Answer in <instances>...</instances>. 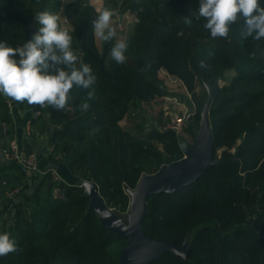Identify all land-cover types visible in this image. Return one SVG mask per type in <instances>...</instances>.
Instances as JSON below:
<instances>
[{
    "label": "trees",
    "instance_id": "trees-1",
    "mask_svg": "<svg viewBox=\"0 0 264 264\" xmlns=\"http://www.w3.org/2000/svg\"><path fill=\"white\" fill-rule=\"evenodd\" d=\"M47 1L18 0V7L13 8L9 0H0V30L3 22L22 26V46L35 33L27 30V21L43 11ZM82 1H68L64 9L74 14L69 32L72 48L97 77L96 98L88 101L91 106L86 112L81 111L87 90L74 87L68 110L35 105L49 120L58 122L60 115L67 119L58 136L75 145L61 148L65 162L69 166L85 164V178L98 184L106 204L126 208L129 196L125 189L134 187L142 173H153L163 163L159 151L135 140L119 124L129 102L163 94L155 82L159 69L180 78L192 94L197 79L208 83L209 111L216 115L211 125L214 150L220 144L236 150H223L193 183L147 198L142 227L153 238H167L178 246L189 230L202 225L184 257L166 251L150 264H264V38L242 39L241 19L230 26L227 39H213L204 28L206 21L197 19L199 0H121L124 8L140 17L124 38L129 45L128 59L117 64L111 56L105 59L99 54L92 26L98 12L93 6L81 7ZM259 3L264 7V0ZM23 7L30 9V16L23 15ZM186 16L191 18V26L185 25ZM5 28L4 41L18 47L13 32ZM227 69L235 74L219 86ZM0 101V120L11 125L2 94ZM242 131L243 141L235 145ZM149 136L171 140L174 132L151 130ZM40 185L32 192L35 202L30 210L17 206L12 223L0 226V233H11L19 249L0 257V264H116L126 238L100 224L85 194L73 196L78 186L62 182L60 194L41 198ZM46 186V190L51 187ZM253 207L256 214L245 226L246 208Z\"/></svg>",
    "mask_w": 264,
    "mask_h": 264
},
{
    "label": "rangeland",
    "instance_id": "rangeland-1",
    "mask_svg": "<svg viewBox=\"0 0 264 264\" xmlns=\"http://www.w3.org/2000/svg\"><path fill=\"white\" fill-rule=\"evenodd\" d=\"M9 1L10 7H18L16 4L18 0ZM68 1L71 0H48L43 11L47 10L57 14L60 17L59 23L61 27L65 28L68 32H70L73 29L71 17H73L74 14L69 13L72 14L70 18H68L64 14V6L65 3ZM120 3L121 0H83L80 6H93L96 12H99L105 6H111L116 11V15L112 19V26L116 29L118 18H120L121 15L124 13L123 11L126 10V8H124V6ZM29 10L30 9L27 10V8L23 7V15L26 14L27 16H30ZM131 14L136 15V12L131 10L126 11V15L130 16ZM33 17H31V19L27 21V24L33 21ZM136 17L138 21L140 14H138ZM7 24L8 23L6 22L2 23V29L0 30V41H4L6 34V26L8 27V30L13 32L15 37V44H19L20 46L22 41L21 37L24 33V28L15 24H10L9 26ZM37 27H39L38 24ZM132 28L133 23H128V25L126 26V30L121 32L120 34L117 33L116 37L111 42H104L98 37H96L94 34V42L98 48L99 54L101 56H104L105 59H108L111 56L110 50L115 44L116 40L124 39V35L127 36L128 34H130ZM217 40H221V38H217ZM12 47H14V45H12ZM210 50L211 52L214 51L213 48H210ZM126 57L128 59V56ZM78 58L79 61H81L83 57L79 56ZM164 72H166L170 76H173L169 78L171 81L168 80V75ZM234 74L235 72L232 69H227L224 73L225 79H221L218 81L219 86H223L226 80L234 76ZM157 76L158 79L155 80V82L160 85L161 89L163 90V94L154 96L153 98L147 101L134 99L129 102L127 111L124 116L119 120V124L123 128L127 129L131 134L130 136L133 137L135 140H141L147 143L150 148L159 151V153L163 156V163H169L164 161L168 158L173 159L180 155L181 157H183L186 143H190L193 141L198 126L201 109L208 99L207 93L204 94V91L206 92L204 85H208L210 91L211 87L208 83L197 79L195 83L194 94H192L188 92L183 81L176 75H172L164 69H159L157 72ZM2 106V102L0 101V107ZM215 116L216 115L211 114L210 111L208 112L210 127L213 124V119L215 118ZM74 117L75 115L71 118ZM57 119H59L58 122L56 120H46L44 116L40 115V117L35 121L36 128L33 134V138H35V141H37L38 145H44L43 141L48 142L49 145L47 150H45V152L47 153L45 156L47 164L46 168L42 169L44 173H37L35 174V177H33L34 179H31L28 184H22V182L20 181L23 178V174L20 172L17 165H14L16 168L15 170H11L7 166H4V168H0V177L4 175H12L13 177L18 178L20 180L14 185L18 184V186L21 187L20 192H17L15 195L8 197L5 195V192L10 191L13 188V183L7 180L5 181L6 183L0 182V210H2L0 214V226H6L12 223L13 213L17 206H23L26 210H30V208L35 202L34 197H32V192L36 188L37 184H41L37 191L39 196H41L42 198L45 197L47 194H51L54 196L60 194V185L62 184V182L65 184L77 185L83 179H86L85 164L78 162L73 166H69L68 163L65 162V160L63 159L61 148L64 145L69 146L71 144V146L69 147H72L75 144H73L74 142L72 143L69 140L64 141L62 140V138H59L58 132L62 129L67 119H65L63 115H60ZM46 122L49 123V126L46 125ZM239 129L240 127L235 128V133ZM151 130H156L157 132H162L164 130H172L174 132V137L173 139H171L172 141L167 139L159 141L153 136H149V132ZM10 132L11 130L9 128V125H3V121L0 120V133H2L5 137H9ZM55 132L57 133L55 134ZM244 136L245 131H242L240 133V137L235 140V145L241 143L243 141ZM220 140L221 142H225L226 139L222 137ZM27 149L30 150V148ZM223 150H227L231 153H234L236 147L232 146L229 148L225 144H220V146L216 147L214 150V161L215 159L220 158ZM49 154H51L52 159L49 158ZM247 156V154L244 155V157ZM238 161L240 166L245 164L243 163L242 158L238 159ZM54 164H57L58 168H61V170L63 171L59 172L58 169V175L61 179H54V173H52L53 168L51 166ZM46 184L51 185L50 189L46 190ZM61 188L63 189V187ZM73 194V196L76 197L81 196L84 194V190L83 188L78 186V188L74 191ZM26 198L27 201L25 200ZM109 207L111 208V210L125 218L127 207L122 209H119L114 206ZM246 212V218L244 219L242 224L245 226H249L254 215L256 214V209L254 207L251 209L246 208ZM190 222L191 221H189V223ZM201 227L202 225L199 224L198 226L193 227L186 233L188 241L187 247L193 240V238L198 236Z\"/></svg>",
    "mask_w": 264,
    "mask_h": 264
},
{
    "label": "clouds",
    "instance_id": "clouds-1",
    "mask_svg": "<svg viewBox=\"0 0 264 264\" xmlns=\"http://www.w3.org/2000/svg\"><path fill=\"white\" fill-rule=\"evenodd\" d=\"M115 15L111 6H105L92 21L94 34L100 40L111 42L116 37L112 26ZM199 18L206 21L204 28L213 39H227L230 26L241 19L242 39L264 38V7L259 0H199ZM35 20L38 31L22 46L12 47L7 41H0V94L16 102L60 111L68 110L71 90L79 87L87 90V99L80 105L81 111L86 112L91 106L88 101L96 98L97 77L91 66L79 61L72 48L73 36L61 27L57 14L40 11L35 14ZM184 23L191 26V18L186 16ZM128 47L126 40H116L110 55L117 64L126 61ZM18 250L11 233H0V257Z\"/></svg>",
    "mask_w": 264,
    "mask_h": 264
},
{
    "label": "water",
    "instance_id": "water-1",
    "mask_svg": "<svg viewBox=\"0 0 264 264\" xmlns=\"http://www.w3.org/2000/svg\"><path fill=\"white\" fill-rule=\"evenodd\" d=\"M64 14L70 18L64 9ZM29 32H37L35 16L27 24ZM208 99L203 105L193 141L186 143L184 156L169 163H163L153 173H142L134 187L126 188L129 196L125 218L111 210L99 192L98 184L92 179H83L77 186L88 197V206L94 211L100 224L109 232L126 238L120 249L116 264H150L166 251L184 257L187 252V238L175 245L167 238H153L146 234L142 224L147 213V198L157 193H173L187 186L206 173L213 160L214 141L208 119L212 101L208 85H204ZM49 118V116H47ZM10 176L0 177V182ZM78 264V262H75Z\"/></svg>",
    "mask_w": 264,
    "mask_h": 264
},
{
    "label": "built area",
    "instance_id": "built-area-1",
    "mask_svg": "<svg viewBox=\"0 0 264 264\" xmlns=\"http://www.w3.org/2000/svg\"><path fill=\"white\" fill-rule=\"evenodd\" d=\"M131 10L130 8H126L120 18L117 20L116 25V33H121L126 30V26L131 23L137 22L136 15L131 14L130 16L126 15V11ZM133 11V10H131ZM125 33V32H124ZM118 34V35H119ZM126 36V35H124ZM20 47V46H18ZM19 59V56L17 55ZM3 102L5 103L11 118H14L13 114V102L11 98L3 96ZM28 115L22 123V130L21 135L14 134L10 139H8L4 144L0 146V153L6 159L7 162L17 165L20 172L23 174V178L20 182L22 184H28L31 179H34L35 174H42L38 170V152L35 147H30L32 145V136L33 132V121L42 115L41 109L37 108L36 106L32 105L27 108ZM54 179L60 178L58 175L55 174L54 170ZM61 179V178H60ZM3 183H6L3 181ZM21 191V187L18 184L13 185V188L10 191H6L5 195L11 197L15 195L17 192Z\"/></svg>",
    "mask_w": 264,
    "mask_h": 264
},
{
    "label": "crops",
    "instance_id": "crops-1",
    "mask_svg": "<svg viewBox=\"0 0 264 264\" xmlns=\"http://www.w3.org/2000/svg\"><path fill=\"white\" fill-rule=\"evenodd\" d=\"M94 33V32H93ZM165 74H167L166 72H164ZM167 78L168 80H170L169 78L170 77H173V76H170L169 74H167ZM171 81V80H170ZM12 100V99H11ZM13 102V114H14V118L12 119L10 117V121H11V125L9 123H7L6 121H3V125H9V128L11 130L10 134H9V137H5L2 133H0V146L2 144H4L8 139H10L14 134H17V135H21V130H22V123L23 121L25 120V118L27 117L28 115V112H27V108L29 106H32V105H29L27 104V102H24V103H20V102H16L14 100H12ZM48 114H46L44 116V118L46 120H48L49 118H47ZM38 119V118H37ZM35 121H33V132L35 131ZM5 122V123H4ZM46 125L49 126V123L46 122ZM44 145H38L37 141H35V138H33L32 136V145H29L28 147H35L37 152L39 153L38 155V170L43 172L42 169L46 168V164H47V160H46V152L45 150H47L48 148V142H45L43 141ZM44 155V156H43ZM50 165V164H49ZM4 166H7L8 168H10L11 170H15V166L9 162L6 161V159L2 156V154L0 153V168H4ZM55 174L58 175V169H59V172H63L61 170V168H58V165L57 164H54V165H51ZM14 173V172H13ZM59 176V175H58ZM7 181H11L13 183V185L15 183H17L18 181H20L18 178H15L13 177L12 175H10V177L7 179ZM23 190V188H22Z\"/></svg>",
    "mask_w": 264,
    "mask_h": 264
}]
</instances>
